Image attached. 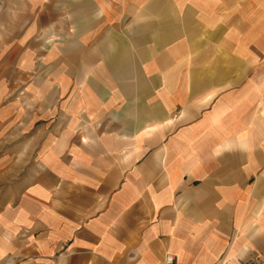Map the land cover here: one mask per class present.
Instances as JSON below:
<instances>
[{"label":"crops","instance_id":"0c3cea01","mask_svg":"<svg viewBox=\"0 0 264 264\" xmlns=\"http://www.w3.org/2000/svg\"><path fill=\"white\" fill-rule=\"evenodd\" d=\"M264 264V0H0V264Z\"/></svg>","mask_w":264,"mask_h":264},{"label":"built area","instance_id":"2783aa9c","mask_svg":"<svg viewBox=\"0 0 264 264\" xmlns=\"http://www.w3.org/2000/svg\"><path fill=\"white\" fill-rule=\"evenodd\" d=\"M173 260H174V259H173L172 256H169V257H168V263H169V264H172V263H173Z\"/></svg>","mask_w":264,"mask_h":264}]
</instances>
